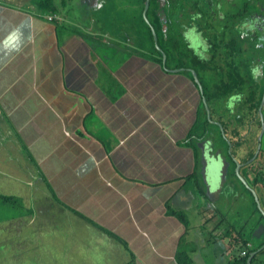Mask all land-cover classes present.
<instances>
[{"label": "crops", "instance_id": "1", "mask_svg": "<svg viewBox=\"0 0 264 264\" xmlns=\"http://www.w3.org/2000/svg\"><path fill=\"white\" fill-rule=\"evenodd\" d=\"M50 1L54 12L41 8L40 0H0V196L9 197L0 200V264H229L239 253L226 254L236 247L231 235L262 244L264 179L251 182L247 167L256 163V149L232 130L244 114L212 106L213 123L196 129L207 116L187 75L194 70L168 66L143 50L145 43L151 48V38L141 34L140 0L130 2L140 10L131 19L124 17L125 6L123 18L115 15L122 9L117 0ZM256 5L251 11L260 9ZM108 6L115 25L104 15ZM128 21L135 35L125 28ZM204 39L207 52L188 50L202 60L192 67L212 96L214 76L218 84L228 80L237 61H220ZM262 60L241 67L245 84L257 93L264 86L258 87ZM235 95L230 105L247 97ZM215 121L234 141L245 181L239 179L256 209H249L248 195L239 199L231 181L235 163L211 140L219 136ZM253 126L264 135L263 125ZM259 151L264 173V147ZM211 156L217 160L202 178L198 170L205 171ZM205 187L219 203L203 215L198 207L195 222L187 208L193 192Z\"/></svg>", "mask_w": 264, "mask_h": 264}, {"label": "rangeland", "instance_id": "2", "mask_svg": "<svg viewBox=\"0 0 264 264\" xmlns=\"http://www.w3.org/2000/svg\"><path fill=\"white\" fill-rule=\"evenodd\" d=\"M132 1L133 0H117L118 4H122V5H119L122 7V9H117V12L115 13V15H118L119 18H123V15L121 13H122V10L124 9V6H125V10H124V17L125 18L131 19V13L132 12H134L136 15V13H138L140 10L137 11V9L133 10L131 8L132 6L130 5L131 4L130 2H132ZM166 1H167V3L164 6L165 11L163 10V12L165 14H169L170 11L174 10V9L175 10L180 9L181 12L183 13L184 20L182 21V23L179 22L180 24H178V22H177L175 25L181 30L184 29V41L186 42V46L189 47L190 49H192L194 52L206 51L207 43L205 42L204 36L206 37V40H208L207 36H210L209 33H212L211 36H214V37L218 36V38L215 37L217 39V41L220 40L219 38H223L224 36L225 37L229 36L230 38L231 37L235 38L236 35H239L240 37H242V36L244 37L245 35H249L250 37H252V34L250 31L253 30L254 32H259V27H261V23L264 22V14H261L262 10L259 11L260 17L258 15H256V16L252 15V20H244L245 18H248L252 14V12H254L253 14L258 13V10L257 11H251L254 4H258L257 2H254V0H250V1H248V0H228V1L227 0H166ZM209 1H211L210 4H209ZM110 2L111 3L115 2V0H110ZM196 3H203L206 5L205 10H203L202 14H198L199 15L198 17H196L197 14L193 13L194 11H192V7H194V5H197ZM259 3L261 4L262 7H264V1L260 2V0H259ZM170 4H171V9L168 10L170 8ZM207 4H209V5H207ZM115 6H118V5L116 4V5H114V7ZM140 7L142 9L141 2H140ZM196 7L199 8L198 5ZM106 9L107 10L104 12V15L106 16L108 22L113 19L112 24H114L113 22L115 21V15L113 14V12L115 10H111V8L109 6L106 7ZM186 10H187V12H186ZM168 11H169V13H168ZM177 13L178 12H173L171 16L172 17L179 16ZM237 13H239V14L241 13L244 16V18L240 19V20H231V19L226 20L230 16V14L231 15L235 14V16L238 17L239 15ZM141 15H142V12H141ZM158 15H159L158 17H160V20L164 21L162 18L163 17L162 13H158ZM149 17H150L152 23L155 24L156 19H154L153 16H151V15H149ZM174 18H172V20L169 18H165L166 28L163 29L164 31L165 30L168 31L167 23L168 22L173 23L175 20ZM130 22L131 21H128L127 23L129 24ZM127 23H125V28L127 30H129L132 34L135 35V33L137 32L136 27H133L132 24L128 25ZM145 23H146V21H145ZM145 23L144 22L141 23L142 28L140 30H141V34L143 36L147 37L146 35L148 34V32L146 30L147 28L145 26ZM195 23H198L199 26L202 28L209 29L210 32H208V30L204 29V30L197 33V30H195L197 28V26H196V28H194ZM92 24H94V23H92ZM114 25H112L111 27H114ZM146 25H147V23H146ZM172 25L170 24L169 27L175 28ZM107 26H109V25H107ZM147 26L149 27L150 25H147ZM103 29L104 30L106 29L109 32V29L107 27H103ZM167 31H166V33H167ZM241 33H243V35ZM199 34H203V35L201 36ZM249 36H246L242 40V41L246 42L248 45H250V43L248 42L250 40ZM261 38H262V33H261L260 40L257 41V44H256L257 49L256 50L253 51L250 48H248V50L244 53L247 58H250V56H252V53L255 52V54L257 56L264 59V38L263 39H261ZM145 44H147V43H145ZM145 44H144L145 49H143V50H151V51L153 50L152 49V41L149 42V44L151 45V48H148V45L146 46ZM217 44L220 45L218 42H217ZM156 49H158L157 45H156ZM225 49L226 48H224V50ZM210 52H211V55H213L211 50H210ZM226 53H227L226 51L220 52L218 54H214L213 56L214 57L224 56V55H226ZM209 55H210V53H209ZM234 59H237L238 61L241 60L239 58L238 54L234 57ZM212 63H214L213 60H212ZM255 63L257 64V61ZM168 66H172V65H170L169 61H168ZM206 71H208V69H206ZM242 72H243V69L239 71V74L241 76V80H244V83H246V77ZM200 73H198V78H200ZM212 73L215 74L214 72H212ZM262 75H263V72H262ZM262 75L260 76V81L258 82L259 86L264 85V79L263 78L261 79ZM201 76H202V74H201ZM223 76H224V74H223ZM214 81L217 85L218 81H219V77L215 75L213 78V82ZM240 84H243V81H240ZM209 88H211V87H209ZM213 90H214L215 94H214V98L212 99V101H211V99L206 100V105H207L208 109H205V111L208 112L209 118L207 120L209 122L212 123L213 119L211 120L210 117L211 116L214 117V114H211L212 106H215V108H217L218 110L220 109V107H221V109H224V110L225 109H232V112H235V113L238 112V114H239L240 109H241V103H240V106L237 103H233L232 105H230L229 100H227L226 97L223 95L224 91H221L220 88H218V89L214 88ZM207 92H208V90L205 89V94H207ZM186 94H187V92H185L184 95L186 96ZM263 94H264V92H263ZM189 100H190V98L187 99L185 97L184 101H189ZM207 112H206V114H207ZM233 116H235V115H233ZM237 116H239V115H237ZM236 119H237V117H236ZM215 123H217V122L215 121ZM255 124L257 125V123H255V120L251 121L250 124H246L247 126H245L243 124V128L241 129V132H240L241 135L246 136L248 139L247 140V145H248L247 148L248 149H256V147L260 146V145L262 147H264V135L261 138V144H259L258 143V135H259L260 131H258V128H256V126H253ZM217 127L219 130L218 134L220 137L218 136L215 139H211V140L215 143V145H220L222 149H226L225 150L226 151L225 152V159H228L230 161L229 162L230 164H232L231 160H236L239 163L240 161L237 160V158H235L236 156H235L234 152L232 151L231 153H229V151H228L230 149V142L229 141H232L231 136L228 135V133H226L225 130H223L222 124H220V123H219V125L217 124ZM235 148L236 147H234V145H233L231 149H235ZM254 155L255 154H253V156ZM253 156L249 160H252ZM215 160H217V158L215 156H211L206 161V165H205L206 169H204L205 171L203 172L201 170H198V172L200 173L202 178L205 177L206 172L211 171V169H209V168L212 167V164ZM259 160L260 159L257 158L254 161V162H256L255 164L251 163L247 167V173L250 174V177L252 179L251 182L255 181V180H257V181L262 180V178L264 179V173L260 172V169H261L259 166L260 163L259 164L257 163ZM232 171L233 170H231L230 173L228 171V173H227L228 176H232ZM234 171H235V169H234ZM228 176L226 175V172L223 175L224 178L228 177ZM232 178H233V180H231V181L236 182V187L238 188V193L240 194L239 199L243 200L248 195V203L250 205L249 209H251L253 207L257 208L258 205H257V202L255 200L253 193L251 192L252 199H253L252 200L253 204H252L249 200V197L251 196L249 194V191H248L249 188L246 187V184L240 180L241 179L240 176H239L240 179L238 177H236L239 181H237V179L235 177H232ZM185 188L188 189L187 184H186ZM193 189H195V188L193 187ZM247 191H248V193H247ZM250 191H251V189H250ZM193 194H194L193 195L194 199L187 208V210L189 211V213H187V214L189 217L193 216L194 221L197 222L198 217H197L196 212H198L199 210L196 211V209L198 207L200 208V214L201 215H203L202 213L206 214L209 211L212 212V211H214L213 210V207H214L213 204L216 205V203L218 201H214L215 198L212 197L211 195H209L210 191L208 192L206 187H205V189H203V193L197 194V192L196 193L193 192ZM211 194H213V193L211 192ZM238 202H239V200L236 201V205H239ZM218 210H221V208L219 207ZM253 240H255V243L259 244L260 237L254 236ZM232 248H233V251L230 253L229 252V250L231 249L230 248L228 250V252L226 253L227 256L232 255V253H234V254L238 253L239 248H241V245L237 244L235 248L233 246H232Z\"/></svg>", "mask_w": 264, "mask_h": 264}, {"label": "trees", "instance_id": "3", "mask_svg": "<svg viewBox=\"0 0 264 264\" xmlns=\"http://www.w3.org/2000/svg\"><path fill=\"white\" fill-rule=\"evenodd\" d=\"M144 1L145 0H141V4H142L141 12H143V10H144ZM40 2H42L41 8H43L46 12H54L55 11V6L52 5L51 1L49 2V0H40ZM166 3H167V1H166ZM196 4L198 5L199 8L196 7L197 5H194V7H192V11H194L193 13L197 14L196 17H198L199 16L198 14L203 13V10H205L206 5L203 3H196ZM170 9H171V4H170V8L168 10H170ZM160 10L165 11V7L160 9L159 3L156 0H150L149 7H148V10L146 12V17H147V21H148L147 25H150L149 27L146 25L145 20L143 19V16L142 15L140 16V20H142V22L145 23V26L147 28V32H148V34L151 38V41H152V46L154 43H153V38H152L153 36L151 34V27L154 29V31L157 35L158 46L161 48V50L166 55L165 64L167 65L168 61H169V63H174V67H179V66H182L184 63V68L193 69L195 71V73L197 74V77H198V71L195 68H193L192 66H195L193 63L196 64L197 62L202 61V60H200L196 54H193L190 49L188 50L186 43L181 38V34H182L183 30L179 29L175 25L177 22H178V24H180L179 22L182 23V21L184 20L183 13L181 12L180 9L179 10L178 9L171 10L170 13L168 11L169 14L165 15L166 18H169L172 20V18L175 17L174 18L175 20L172 23L173 25L168 22L167 23L168 31L167 30L164 31L163 30V22L160 20V17H158V16L155 17V19H156L155 24L152 23V21L149 17V15L152 16V13L154 11L159 12ZM173 12H178L177 14L179 16L172 17L171 15ZM186 12H187V10H186ZM237 14L239 15L238 17H236L235 14H233V15L230 14V16L226 20H230V19L231 20H240V19L244 18V16L241 13L240 14L237 13ZM170 24L172 26H174L175 28L169 27ZM196 26H197L196 29L199 30V32L205 29V28L200 27L198 23L196 24ZM205 30H208V32H210L209 29H205ZM166 31H167V33H166ZM209 34H210V36H207V38H208L210 47H212L213 51L216 52L217 54L220 52H225V51L227 52L226 56H224V57L219 56L218 57L220 61H222L224 59H228V58L231 61H237V62H235L236 63L235 67L230 69L231 78H229L228 80H225L224 82L222 81L221 83L217 84L218 85L217 87L220 88L221 91H224L223 95L225 97L231 96V95L236 94V93L241 92V91H243L245 93L244 88H247L246 89L247 97L245 100L242 99L241 109H240V112H242V114H244V115H243V117L241 115H239L237 117L236 122L239 124L232 128V130H234L233 134L236 137L237 136L239 137V129L241 128L242 124L247 126L246 124H250L251 121H254L257 118L258 108H259V105L261 102V97H262V93L264 91V86H263V89H261V91H259V93H257L256 90L258 91V88H255L254 84H252V85L245 84L244 80H241V78L237 77L234 73H238L241 70L242 64L244 62H246V64H247L251 60H254L256 58L255 52L252 53V56H250V58H247L244 53L248 50V48H250L251 50L254 51L257 49V47L255 46L254 41H252L250 39L248 41L250 43V45H248L246 42L242 41L244 38H241L239 35H236L235 38H233V37L230 38L229 36L228 37L224 36L223 38H219L220 40L217 41L216 38H218V36H215L216 37L215 38L214 36H211L212 33H209ZM161 36L165 37V39H166L165 43H163V44L159 42V38H161ZM217 42L220 45H218ZM224 48H226V49L224 50ZM152 49L154 52L157 53V55L159 57V61L161 62L162 61L161 53L158 50H156L155 47H153ZM237 54L239 55V58L241 59L239 61L237 59H234V57ZM183 60H184V62H183ZM187 75H188L190 81H193V77L191 76V73H187ZM240 81H243V84H240ZM202 88H203V96H205L206 100H210V99L214 98V95L210 96L209 92H207V94H205L204 86ZM200 108H201V112L205 114V110L202 108L201 104H200ZM262 116H263V120H264V108L262 109ZM200 117L201 116H198L197 120H200ZM210 119L212 120V116L210 117ZM203 124L206 126H207V124H210L209 121L207 120V118H204L201 122L197 121L195 124L196 129L200 128ZM222 125H223V128H225V124L222 123ZM258 125H259V127L261 125L259 119L257 122V126ZM230 142H231V144H234L233 141H230ZM237 142H239V141H237ZM233 175L234 174L232 172V176ZM195 176H196V173L194 172L192 174V177H190V178H193ZM199 192L203 193L202 190ZM0 200L3 203H5V202L9 201V197L0 196ZM254 209H256V208H254ZM173 215H177V214L175 212H173ZM184 222H185V219H184ZM220 223H222V222L214 221L215 225L219 226ZM185 226H186V222H185ZM229 242L234 243L236 245L237 244L238 245H244L246 241H244V239H242L240 237L234 236V238H233L231 235ZM263 244H264V242L262 244H260L259 246L252 248L251 251H254V252L257 251L259 248L262 247ZM228 245L232 246L231 244H228ZM240 249H242V247ZM262 252L263 251H261L260 253H257L255 256H253V258L251 259V262L249 264H261L259 255ZM247 259H248V255L246 257L235 256V257H233V259L230 261L229 264H247ZM184 264H190V263H185V261H184Z\"/></svg>", "mask_w": 264, "mask_h": 264}, {"label": "clouds", "instance_id": "4", "mask_svg": "<svg viewBox=\"0 0 264 264\" xmlns=\"http://www.w3.org/2000/svg\"><path fill=\"white\" fill-rule=\"evenodd\" d=\"M166 1V0H165ZM140 2H141V0H140ZM150 2V1H149ZM157 2L159 3V1L157 0ZM144 3H145V1H144ZM259 5H256V4H254V6L256 5V6H258L260 9L258 10V13H255L256 15H258L259 17H260V15H259V11L260 10H262V13L261 14H264V7H262L261 6V4L260 3H258ZM165 5H166V3H165ZM164 5V6H165ZM163 6V7H164ZM149 7V6H148ZM163 7H161L160 6V3H159V8L160 9H162ZM148 10V9H147ZM144 11V10H143ZM163 10H160V12H162ZM164 13V12H163ZM254 12H252V14L248 17V18H245L244 20H249V18H251V16L252 15H255V14H253ZM165 14V13H164ZM166 15V14H165ZM48 16H51V15H48ZM48 16H46V17H48ZM53 16V15H52ZM55 16H57V19H54L53 21H55V22H58V21H61V18L58 16V15H55ZM142 16H143V12H142ZM165 18H166V16H165ZM144 19V18H143ZM146 19H147V17H146ZM250 20H252V18L250 19ZM163 22V21H162ZM261 27H264V22H262L261 23ZM164 28H166V22H163V29ZM194 28H196L195 26H194ZM245 32V31H244ZM151 34H152V32H151ZM156 34V33H155ZM246 36H249V35H246ZM245 36V37H246ZM250 37V36H249ZM264 37H262L261 39H263ZM250 39L252 40L253 39V41H254V44H255V46H256V44H257V41L258 40H260V37L258 38V35H256V34H252V37H250ZM154 40V39H153ZM156 43H157V35H156ZM156 45H158V44H156ZM160 53H161V56H162V58H163V54L165 55V53L161 50V48L158 46V49H157ZM259 56H257L256 55V58H258ZM255 58V59H256ZM165 61H166V55H165ZM258 63H260L259 65H260V69H261V74H262V72H263V75H262V77H261V79L263 78L264 79V70L261 68V66H264V61L262 60V61H259ZM260 81V80H259ZM258 81V82H259ZM201 84V83H200ZM202 86V85H201ZM263 86V85H262ZM258 87H259V84H258ZM246 89L247 88H244V90H245V93L243 92V91H241V92H238L237 93V95H235V96H238L240 99H242L241 97H242V94H246ZM264 92V91H263ZM262 96H263V93H262ZM205 98V96H203V88H202V96H201V98ZM230 96H227L226 97V99H228ZM205 100H206V98H205ZM245 100V99H244ZM261 100H262V97H261ZM237 103H239V102H237ZM242 103V102H241ZM261 103V102H260ZM259 108H260V105H259ZM259 108H258V115H257V118L260 120V122H261V125H263L264 126V120H263V116H262V109L264 108V104L261 106V110L259 111ZM205 113H206V111H205ZM206 116H207V114H206ZM208 119V118H207ZM213 123V122H212ZM217 123H219V122H217ZM217 123H215L216 125H217ZM221 124V123H220ZM222 127H223V125H222ZM223 130H224V128H223ZM241 132V128L239 129V133ZM260 134H262V132L260 131L259 132V135ZM258 135V143L259 144H261V138H262V136L260 137ZM233 141V140H232ZM230 142V141H229ZM232 146H233V144H231V142H230V149L228 150L229 151V153H231L232 152ZM261 145L260 146H257L256 147V155H255V159L256 158H260V151H259V149H261ZM233 162L235 163V166H236V164L238 163V161H236V160H233ZM250 163H252V162H250ZM239 164V167H240V163H238ZM233 172V171H232ZM234 173H235V171H234ZM236 174V173H235ZM239 175V174H238ZM236 177H238L237 175H236ZM239 178V177H238ZM244 180V179H243ZM245 181V180H244ZM262 212V214L264 215V212L263 211H261ZM263 246V245H262ZM234 247V246H233ZM241 247H242V249H240L239 248V253L237 254L238 255V257H246L247 255H248V258H249V256L252 254V253H254V255L253 256H255L258 252L260 253L261 251H262V247L261 248H259L257 251H251V249L252 248H254L253 246H252V244L250 243V242H245V244L244 245H241ZM242 251H246V255H243L242 254ZM236 255V256H237ZM253 256H252V258H253ZM260 256V255H259ZM251 258V259H252ZM248 260V259H247ZM250 262H251V260H250ZM249 262V263H250ZM249 263H247V264H249Z\"/></svg>", "mask_w": 264, "mask_h": 264}, {"label": "water", "instance_id": "5", "mask_svg": "<svg viewBox=\"0 0 264 264\" xmlns=\"http://www.w3.org/2000/svg\"><path fill=\"white\" fill-rule=\"evenodd\" d=\"M149 1L150 0H145V3H144V11H143V18H144V20L146 21V23L148 24V21H147V19H146V12H147V9H148V6H149ZM159 2H160V6L161 7H163L164 5H165V3H166V1L165 0H158ZM162 13V15H163V22H165V15H164V13H163V11L161 12ZM151 32H152V36H153V39H154V41H155V43H156V34H155V31H154V29L151 27ZM165 61V55L163 54V62ZM173 72H175V71H173ZM190 73H191V75H192V77H193V82H194V84L197 86V88H198V91L200 92V94L202 95V86H201V84H200V82H199V80H198V78H197V75H196V73L194 72V71H190ZM202 101H203V103L205 104V108L206 109H208V107H207V105H206V100H205V98L203 97L202 98ZM264 104V94H263V96H262V100H261V103H260V108H259V111L261 110V106ZM209 111V110H208ZM207 112V111H206ZM207 118H209V116H208V112H207ZM218 125H219V123H217ZM238 169H239V164L237 163L236 164V168H235V173H236V175L238 176ZM239 177V176H238ZM241 178V180L242 181H244L243 179H242V177H240ZM264 248V245L262 246V249ZM254 255V253H252L250 256H249V258H248V260H247V263H249L250 262V260H251V258H252V256Z\"/></svg>", "mask_w": 264, "mask_h": 264}, {"label": "flooded vegetation", "instance_id": "6", "mask_svg": "<svg viewBox=\"0 0 264 264\" xmlns=\"http://www.w3.org/2000/svg\"><path fill=\"white\" fill-rule=\"evenodd\" d=\"M255 16H256V14H255ZM251 18H252V16H251ZM251 18H249V20L251 19ZM247 31V30H246ZM251 32V34H257L258 36H261V33H262V37H264V27H259V32H254L253 30H251L250 31ZM254 32V33H253ZM248 33V32H247Z\"/></svg>", "mask_w": 264, "mask_h": 264}, {"label": "built area", "instance_id": "7", "mask_svg": "<svg viewBox=\"0 0 264 264\" xmlns=\"http://www.w3.org/2000/svg\"><path fill=\"white\" fill-rule=\"evenodd\" d=\"M47 19L49 20V21H53L54 19H57V16H55V15H51V16H48L47 17ZM242 254L243 255H246V251H242Z\"/></svg>", "mask_w": 264, "mask_h": 264}]
</instances>
